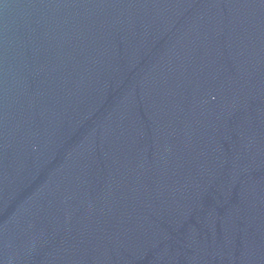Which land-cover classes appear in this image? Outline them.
<instances>
[{
    "label": "water",
    "instance_id": "95a60500",
    "mask_svg": "<svg viewBox=\"0 0 264 264\" xmlns=\"http://www.w3.org/2000/svg\"><path fill=\"white\" fill-rule=\"evenodd\" d=\"M0 264H264V0H0Z\"/></svg>",
    "mask_w": 264,
    "mask_h": 264
}]
</instances>
